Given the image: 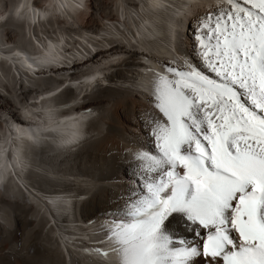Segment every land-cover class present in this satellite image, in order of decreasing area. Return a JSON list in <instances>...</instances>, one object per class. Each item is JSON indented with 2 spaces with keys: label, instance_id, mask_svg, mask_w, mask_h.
Here are the masks:
<instances>
[{
  "label": "bare ground",
  "instance_id": "obj_1",
  "mask_svg": "<svg viewBox=\"0 0 264 264\" xmlns=\"http://www.w3.org/2000/svg\"><path fill=\"white\" fill-rule=\"evenodd\" d=\"M21 3L34 11L17 16ZM217 3L0 0V175L10 170L16 179L0 187V264H106L79 245L145 194L135 153L156 152L149 120L159 71L142 62L159 70L186 58L199 63L196 17ZM39 66L44 77L36 79L27 70ZM64 108L81 113L64 126L91 117L75 151L51 115ZM11 119L29 126V135Z\"/></svg>",
  "mask_w": 264,
  "mask_h": 264
},
{
  "label": "snow or ice",
  "instance_id": "obj_2",
  "mask_svg": "<svg viewBox=\"0 0 264 264\" xmlns=\"http://www.w3.org/2000/svg\"><path fill=\"white\" fill-rule=\"evenodd\" d=\"M193 35L199 63L154 72L145 194L95 249L115 264H264V0H218Z\"/></svg>",
  "mask_w": 264,
  "mask_h": 264
}]
</instances>
